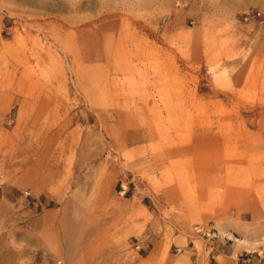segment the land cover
<instances>
[{"label": "rangeland", "instance_id": "obj_1", "mask_svg": "<svg viewBox=\"0 0 264 264\" xmlns=\"http://www.w3.org/2000/svg\"><path fill=\"white\" fill-rule=\"evenodd\" d=\"M0 264H264V0H0Z\"/></svg>", "mask_w": 264, "mask_h": 264}, {"label": "built area", "instance_id": "obj_2", "mask_svg": "<svg viewBox=\"0 0 264 264\" xmlns=\"http://www.w3.org/2000/svg\"><path fill=\"white\" fill-rule=\"evenodd\" d=\"M257 15H260V13H257ZM193 232L197 237L201 238L205 242L212 241L218 236V232L214 227L203 225V224H195L193 226ZM227 238L230 239L229 237Z\"/></svg>", "mask_w": 264, "mask_h": 264}]
</instances>
